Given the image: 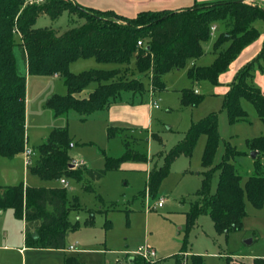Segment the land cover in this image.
Returning a JSON list of instances; mask_svg holds the SVG:
<instances>
[{
	"label": "trees",
	"instance_id": "1",
	"mask_svg": "<svg viewBox=\"0 0 264 264\" xmlns=\"http://www.w3.org/2000/svg\"><path fill=\"white\" fill-rule=\"evenodd\" d=\"M65 11L75 16L79 25L64 31L36 25L41 15L56 19ZM257 19L264 20V7L244 0H216L179 10L146 9L134 16L84 7L74 0H0V155L14 156L27 145V82L16 67L13 50L16 33L26 53L28 73L61 76L67 86L66 94H53L46 105L56 116L76 112L84 119L122 98L135 99L145 94L142 77L128 76L121 70L122 65L133 60L136 71L150 77L152 94L165 87L164 74L187 67L191 85L183 89L182 99L187 106H197L204 95L195 91V84L201 80L219 83L220 74L228 69L244 47L258 38L260 31L254 25ZM217 22H223L226 27L216 35L213 43L216 58L209 65H197L194 62L204 54L203 45L211 37V26ZM140 39L142 45L138 44ZM87 57L121 66L91 68L77 73L70 70L72 61ZM262 61L264 42L258 55L237 71L224 95L223 108L228 112L230 122L247 117L241 106L242 98L250 100L264 120V93L251 81L255 66L264 67ZM92 82H96L94 89L87 96H80ZM109 134H113L110 128ZM201 134L206 135L202 156L205 170L197 198L187 212L188 228L196 223L200 214L209 212L218 232L240 229L246 215V199L256 207L263 205L264 174L257 161L256 172L242 183V176L231 160L243 152L230 143L222 161L214 164L220 142L215 112L192 123L184 138L165 156L164 164L151 168L147 191L150 195L156 193L167 174L168 161L181 152L190 156ZM72 144L73 138L67 127L53 128L39 145L37 158L29 166L33 173L53 185L0 184V209L11 207L15 216L24 220V241L28 247L62 249L66 246L67 232L75 227L68 215L72 208L78 207V202L70 200L68 188L60 182L61 178H74L80 182L85 179L84 189L92 192L94 189L88 182L102 178L108 169L119 168L122 160H147V156L126 142L124 154L116 159L108 157L104 167H73L69 153ZM247 145L252 150L264 151V135L249 138ZM216 168L219 177L216 190L212 192L210 184ZM183 250H187V243ZM133 256L137 264L146 263L142 256ZM192 256L194 264H203L200 255ZM176 257L177 263L183 264L180 257ZM67 262L78 264L72 257ZM242 264H264V258Z\"/></svg>",
	"mask_w": 264,
	"mask_h": 264
},
{
	"label": "rangeland",
	"instance_id": "2",
	"mask_svg": "<svg viewBox=\"0 0 264 264\" xmlns=\"http://www.w3.org/2000/svg\"><path fill=\"white\" fill-rule=\"evenodd\" d=\"M79 23L75 16L65 11L56 19L41 15L36 25L64 31ZM216 25V33L204 43V54L196 59L197 64H210L216 56L213 43L216 35L226 27L223 22ZM255 25L264 31L262 19H257ZM15 39L13 50L17 71L25 75L27 82L26 135L29 141L26 146L38 151L53 128L67 127L73 138L69 148L72 159L85 162L80 168L104 167L108 157L116 159L124 154L126 142L147 156V160H122L119 168L108 169L102 178L88 182L94 189L92 192L84 189L85 179L83 182L68 179L69 198L78 202V207L69 212L68 218L75 227L68 230L64 249L24 247V220L15 216L13 208H1L0 264H73L67 262L69 257L75 258L78 264H129V257L133 254L142 256L145 247L154 249L156 253L148 259L142 256L145 264H178L176 255L183 264H194L192 255H200L203 264H228L229 258L247 261L251 257H264V202L261 207H256L246 199V215L240 229L218 232L209 212L200 214L196 223L188 228L187 212L197 198L196 193L204 177L205 134L199 136L190 156L181 152L168 161L167 174L154 195L147 191L151 168L163 165L165 156L184 138L192 123L212 112L217 113L220 132L214 164L222 161L230 143L243 152L231 160L242 176V183L256 172L257 161L261 163L264 174V151L253 156V150L247 145L249 138L264 135V120L247 98L241 99V106L247 112L245 119L230 122L228 112L223 108V88L231 83L232 77L231 80L223 78L219 84L208 80L197 82L195 88L204 97L197 106L191 107L182 99L183 89L191 85L187 67L164 74L165 87L154 95L150 77L137 72L133 60L122 65L121 70L128 76H141L146 91L134 102L126 103L146 105L150 99L156 101L157 105L152 104L150 118L145 122L147 125L142 120L131 121V116H128L130 120L121 122H110L101 114L84 119L76 112L56 116L46 102L53 94L67 93L63 78L29 74L26 53L18 33ZM120 66L119 63H100L94 57H87L72 61L70 70L77 73L91 68ZM226 71L229 72L230 67ZM95 85L96 82H92L87 89ZM131 115L134 117L133 113ZM20 153L25 160L26 154ZM20 153L10 157L0 155V159L11 160L9 158ZM36 158L34 156L33 159ZM24 164L27 167L26 161ZM218 177L219 169L216 168L211 178L212 192L216 190ZM17 179L31 186L53 185L30 169ZM160 196L164 197L161 206L157 203ZM71 243H76V247L68 250ZM184 243H187V250L182 251ZM187 251L189 254L186 255Z\"/></svg>",
	"mask_w": 264,
	"mask_h": 264
},
{
	"label": "crops",
	"instance_id": "3",
	"mask_svg": "<svg viewBox=\"0 0 264 264\" xmlns=\"http://www.w3.org/2000/svg\"><path fill=\"white\" fill-rule=\"evenodd\" d=\"M76 3L88 7V8H94L98 10H113L119 14L126 15V16H134L138 12L146 9H152V10H159V9H171V10H179L185 7H190L193 6L194 4L197 3H203V2H211V1H216V0H74ZM248 4H258L261 7H264V0H244ZM263 20V19H262ZM256 22V21H255ZM254 22V25H255ZM264 22V20H263ZM216 25V23H214ZM257 28V26L255 25ZM264 27V25H263ZM218 26L216 25V28L214 32L211 33L212 35H215L216 30ZM259 30V29H258ZM260 31V30H259ZM264 42V31L261 32L258 36L257 39L249 43L244 49L240 52V54L234 59L229 67L230 71H224L220 74L219 76V83H221V80L224 78V80H231V77L233 78L232 81L234 80V77L237 73V71L248 61L252 60L255 58L258 53L261 51L262 46ZM216 58V56H215ZM214 58V59H215ZM214 61V60H213ZM212 61V62H213ZM193 63V62H192ZM191 63V64H192ZM196 60H195V62ZM211 64V63H210ZM200 65V64H197ZM209 65V64H206ZM262 65L264 66V61H262ZM264 67L262 68L261 65H256L254 70H253V76L251 78L252 82L256 83L255 85L259 86L262 92L264 93ZM57 76V75H55ZM230 76V77H229ZM209 81V80H208ZM232 81L230 84L226 85L223 88V92L226 93L228 89L231 87ZM217 83V84H219ZM93 88H85L79 95L80 96H87L88 93H90ZM195 91L198 92L197 88H195ZM160 92V91H159ZM157 94L154 93V95ZM225 95V94H224ZM224 99V98H223ZM43 100V99H41ZM134 102V98H122L119 102L112 103L110 106H108L105 109L96 111L89 116L93 115H98L101 114L104 117H106L110 122H121L123 120H130L136 122L139 120H142L144 122V125H147L145 123L146 121L148 122V119L150 118L151 115V110L154 104L156 102L155 100L149 101V104L143 105L141 104H129L126 102ZM139 101V100H138ZM71 113V112H69ZM133 113L134 117L131 115ZM75 116H78L77 114ZM129 116V117H128ZM80 117V115H79ZM29 141V137L27 136V142ZM35 151V154L30 157L31 161H35L34 156L37 157L38 151L35 148H32ZM23 152V151H22ZM259 153V150H258ZM22 154L20 153L17 157L15 156L14 158H9L11 160H2L0 159V166H1V173H0V184L2 185H8V184H16L20 182H24L23 180L17 181L22 176V172H26V170L29 169V166L32 164H27V167L25 166V161L24 158H22ZM257 157V156H256ZM76 160V159H73ZM79 161V159H77ZM80 162L85 164L83 159H80ZM25 166V169H24ZM81 164L78 166L80 167ZM92 168V167H91ZM149 175V173H148ZM27 177V176H26ZM29 185V184H26ZM35 186V185H32ZM40 186V185H39ZM23 220V219H22ZM24 228H25V222H24ZM24 239H25V231H24ZM72 244V243H71ZM70 245V244H69ZM24 247H28L24 245ZM23 249V247L20 248V251ZM64 249V248H62ZM68 249V247H67ZM70 250V249H68ZM189 254V251H187L186 255ZM254 258H264V257H251L250 260H247L246 262L251 263ZM229 264H242L243 261L245 260H235L230 258Z\"/></svg>",
	"mask_w": 264,
	"mask_h": 264
},
{
	"label": "built area",
	"instance_id": "4",
	"mask_svg": "<svg viewBox=\"0 0 264 264\" xmlns=\"http://www.w3.org/2000/svg\"><path fill=\"white\" fill-rule=\"evenodd\" d=\"M33 0H30V2H32ZM35 1H40V0H35ZM215 28H216V25L215 24H213L212 26H211V32L213 33L214 32V30H215ZM138 44L139 45H142L143 44V41L140 39V40H138ZM154 104L155 105H157L156 104V102H154ZM23 152L26 154V163L27 164H30L32 161H31V159H30V157L32 156V155H34L35 154V151L32 149V148H30V147H28V146H26L25 148H24V150H23ZM80 164H82V162H80V161H78V160H72V166L73 167H76V166H79ZM60 182L62 183V184H64V185H68V180H66L65 178H61L60 179ZM158 205L159 206H161V205H163V203H164V197L163 196H160L159 197V200H158ZM75 247H76V243H72V244H70L69 246H68V249H70V250H73V249H75ZM139 253V252H138ZM156 255V253H155V250L154 249H150V248H148V247H145V250L142 252V256L146 259H148V258H150V257H153V256H155Z\"/></svg>",
	"mask_w": 264,
	"mask_h": 264
},
{
	"label": "water",
	"instance_id": "5",
	"mask_svg": "<svg viewBox=\"0 0 264 264\" xmlns=\"http://www.w3.org/2000/svg\"><path fill=\"white\" fill-rule=\"evenodd\" d=\"M257 152H258L257 150H253L252 155L255 156L256 155L255 153H257ZM129 264H137L136 262H134V256L133 255L129 257Z\"/></svg>",
	"mask_w": 264,
	"mask_h": 264
}]
</instances>
